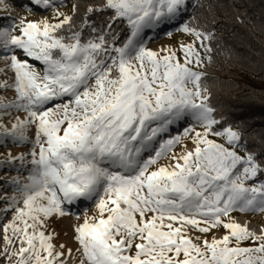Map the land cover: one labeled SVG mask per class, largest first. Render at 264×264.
I'll use <instances>...</instances> for the list:
<instances>
[{"label":"snow or ice","instance_id":"obj_1","mask_svg":"<svg viewBox=\"0 0 264 264\" xmlns=\"http://www.w3.org/2000/svg\"><path fill=\"white\" fill-rule=\"evenodd\" d=\"M30 4L55 7L54 0ZM19 6L32 11L29 3ZM187 7V0H100L87 7L78 27L59 11L56 23L23 17L17 25L12 17L3 18L11 21L0 26V44L12 52L6 59L15 72L16 98L0 100V109L27 115L10 128L0 123V142L27 141L28 127L36 128L32 169L25 181H14L19 195L4 210L15 213L3 226L9 264L13 258L15 264H63L64 253L56 251L47 222L67 215L65 205L81 198L98 199L96 214H85L74 229L79 264H264V234L230 216L264 213V180L257 181L264 176V159L246 147L241 125L222 126L210 103L201 69L205 59L212 62L215 33L207 25L184 23L180 30L194 40L180 45L182 62L177 50L153 51L140 38L143 29L178 18ZM0 11H9L5 0ZM106 12L111 14L100 23L89 19ZM118 21L130 30L121 46L114 30ZM17 28L20 35H12ZM29 59L39 61L43 71ZM56 101L63 102L47 107ZM188 117L202 129H185V135L194 133L195 147L150 171L181 137L161 144L147 160L142 151L168 125ZM16 159L25 156L9 153L5 162ZM219 227L228 230L219 239L196 243L189 235ZM248 240L255 246L242 247ZM14 241L19 247L9 250Z\"/></svg>","mask_w":264,"mask_h":264},{"label":"rangeland","instance_id":"obj_2","mask_svg":"<svg viewBox=\"0 0 264 264\" xmlns=\"http://www.w3.org/2000/svg\"><path fill=\"white\" fill-rule=\"evenodd\" d=\"M188 1V0H187ZM22 3H29V6L32 8L31 12H28L23 7L19 5ZM5 4L9 8V11H5L7 15L0 14V26H3L5 23H10L11 21H6L3 18L12 17L13 21L18 25L21 18L26 17L29 21H41L44 19L49 20L51 23L58 22L54 18L57 11L63 12L66 15H71L74 12V4L67 0H54L55 7L52 8H43L30 4V0H5ZM2 12V11H0ZM62 19V17H61ZM187 23L182 17V13L178 18L172 20L162 21L159 24L154 25L150 28L143 29L141 33V39L145 43L146 47L160 52L161 50L173 49L177 50V55L183 60V53L179 51L181 44H188L194 40V37L190 36L187 33H184L180 30L181 26ZM12 35H20L19 29L17 28L12 32ZM201 55H204L203 49L199 48ZM16 54L21 58L25 59L23 53L19 50L13 49ZM12 54L11 51L5 52L2 44H0V83L7 82L10 87L0 88V100L5 102L13 101L16 98V92L14 87L11 85L15 82V72L10 67V60L6 59L7 56ZM29 63L33 64L36 69L40 72L43 71V65L39 61L30 60ZM207 63V60H204V65ZM203 71V68L201 69ZM67 98H65L66 100ZM63 101H56L50 103L47 107H54L55 103H61ZM27 113L24 111H18L16 109H0V123L11 127L12 123H15L16 118L19 117L23 119ZM173 128L166 131H161L157 136L153 138L152 141L148 143L147 148L142 151L141 159L147 160L150 157H154L156 151L160 150L161 144L164 142L173 139L175 137H181L179 143H176L172 146L171 150L167 154L158 159L157 164L153 165L150 168V171L156 170L159 166L169 165L173 163L172 155L175 154L178 156L183 151H189L193 146L192 136L194 133L185 135V129L195 127L196 131H202L199 125L196 124L190 117L182 119L179 124L176 126V122ZM156 124H153L151 127H156ZM36 128L35 125H30L27 129V141L24 142H14L10 138L7 140V143L0 142V264H9L8 258L4 253L6 247V242L4 240V230L3 226L12 221L14 216V210L4 211L9 207L10 198L12 196H18L16 192L17 185L14 183L16 180L25 181L32 169L30 163L31 156L30 152L32 150L33 144L32 141L35 139ZM209 139L217 140V142H223L217 137L209 136ZM9 153L13 157H19L21 154L25 156L24 161L16 159L14 162L6 163L8 160ZM241 155H244L243 151H240ZM258 181V180H257ZM253 181H249V184ZM86 200L83 204L81 201L84 200L81 198L72 205H65L68 214L59 217L53 216L47 222V233H54L52 243L56 246V251H62L64 255L60 258L63 261V264H79L82 253L77 251L80 248L79 243L76 241V233L74 231L75 227L83 222L85 214L88 216H93L96 214V200ZM22 207V203L19 205ZM233 222L237 221L238 216L244 217L241 219L240 223H248V229L256 235L264 234V213L261 212H240L234 211L230 214ZM79 217V219H77ZM227 220L228 218H224ZM203 226V225H202ZM46 233V234H47ZM225 234H228V230L219 227L212 229L208 234L198 233L196 230H190L189 235L194 239V242L201 243L203 239H208L209 241L213 236L216 238H222ZM11 236V230L8 233ZM200 236V240L195 238ZM64 247L61 248L60 246ZM242 247H251L255 246L251 240L244 241L241 245ZM19 243L14 241V244L10 246L9 250L12 248H18ZM69 250L71 252L69 253ZM12 264H15V258L12 260Z\"/></svg>","mask_w":264,"mask_h":264},{"label":"trees","instance_id":"obj_3","mask_svg":"<svg viewBox=\"0 0 264 264\" xmlns=\"http://www.w3.org/2000/svg\"><path fill=\"white\" fill-rule=\"evenodd\" d=\"M67 1L74 4L71 16L77 27L85 18L87 7L100 2ZM187 3L188 7L182 11L184 20L201 29L207 25L215 33L211 42L212 62L207 61L203 71L216 116L222 118V126L241 125L246 147L264 159V0H188ZM110 14H89V19L100 23ZM114 30L119 37L116 46H121L130 35L127 22L118 21ZM88 32L85 28V37ZM257 180H264V176Z\"/></svg>","mask_w":264,"mask_h":264},{"label":"bare ground","instance_id":"obj_4","mask_svg":"<svg viewBox=\"0 0 264 264\" xmlns=\"http://www.w3.org/2000/svg\"><path fill=\"white\" fill-rule=\"evenodd\" d=\"M0 14L1 15H7V13L5 12V11H2V12H0ZM31 60V59H30ZM181 121V120H180ZM180 121H177L176 122V126H177V124H179V122ZM174 124V123H173ZM174 127V125H168L167 126V128H168V130H170L171 128H173ZM195 147V145H193L192 147H191V149L190 150H192L193 148ZM186 151H183V152H181L178 156H180L181 154H184ZM173 163H175V161L173 162ZM181 163H182V161H181ZM83 204L86 202V200H82L81 201ZM244 219V217H242V216H238V219H237V221H235L236 223H239V224H241V225H246L247 226V224H249V222L247 223H240L239 221L241 220V219ZM248 227V226H247Z\"/></svg>","mask_w":264,"mask_h":264}]
</instances>
